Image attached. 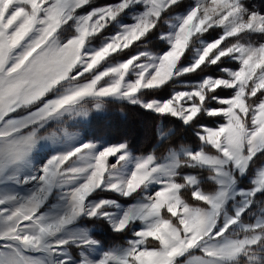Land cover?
Returning <instances> with one entry per match:
<instances>
[{
  "label": "snow or ice",
  "instance_id": "obj_1",
  "mask_svg": "<svg viewBox=\"0 0 264 264\" xmlns=\"http://www.w3.org/2000/svg\"><path fill=\"white\" fill-rule=\"evenodd\" d=\"M117 103L160 120L164 154L68 131ZM258 160L249 0H0V264H264Z\"/></svg>",
  "mask_w": 264,
  "mask_h": 264
},
{
  "label": "trees",
  "instance_id": "obj_2",
  "mask_svg": "<svg viewBox=\"0 0 264 264\" xmlns=\"http://www.w3.org/2000/svg\"><path fill=\"white\" fill-rule=\"evenodd\" d=\"M115 105H119V106H115ZM117 111L121 112L122 114L117 113ZM108 112L109 113L106 118V121L111 117H114V120L112 121L111 124L106 123L108 127L110 126L109 128H107L106 131L113 133V135L115 136L114 139H109L108 135L105 134L104 136L107 137L109 140L112 141L127 140L131 148L139 153L147 152V150H149L151 147L155 148L156 151H158V153L160 154L166 151L167 147L169 146L168 143H165L160 147L157 146L154 147L155 146L154 144L156 142L154 129L160 123V120L157 117L141 109L135 108L133 106H126L121 104H114L111 108L108 109ZM141 124L145 127V132L144 135L141 137V139L137 140L134 138V134L138 133ZM91 125L92 124L88 125V128L90 130H92L90 128ZM123 126H126L128 130L120 132ZM168 127L175 128V125L169 124ZM95 130L96 129L94 128V132L96 133ZM173 140L177 141L178 144L183 143V144L192 145L195 143V138L189 133H184L182 130L179 133H177L176 136L173 137ZM99 229L100 232L98 234L103 238L105 243L110 244V242H113V240H110L109 242V238L107 237V234L109 233L108 230H106L103 227H100ZM110 234L116 237L115 234L112 233Z\"/></svg>",
  "mask_w": 264,
  "mask_h": 264
},
{
  "label": "rangeland",
  "instance_id": "obj_3",
  "mask_svg": "<svg viewBox=\"0 0 264 264\" xmlns=\"http://www.w3.org/2000/svg\"><path fill=\"white\" fill-rule=\"evenodd\" d=\"M97 3H103L104 0H96ZM250 3L254 4L255 7L257 9H260V10H264V0H249ZM162 30H166V29H162ZM150 48H153V44H150L149 45ZM155 50V49H154ZM231 66V65H230ZM194 75V74H193ZM118 104V103H117ZM114 104L112 105H109L106 107L105 110H103L102 112H93L86 121H82L78 124H73L72 122H69V126H68V131L70 133H73V134H79V135H84L85 134V130L87 131V133L90 135V136H94L96 138L99 139V141L101 142H118V141H112V140H109V139H114V135L113 133L111 132H107V128H109L106 123L108 124H111L112 121L114 120V117H111L110 119H108L106 121V118L108 116V109L111 108ZM115 106H119V105H115ZM117 113H120L122 114L121 112L117 111ZM89 124H92L91 125V129L90 130L88 128V125ZM123 125V124H122ZM94 128L96 129V133L94 132ZM122 130H120V132H123V131H127L128 128L126 126H123L121 128ZM144 132H145V127L141 124V127L139 128V131L137 134H134V138L137 139V140H140L141 137L144 135ZM107 134L108 135V138L105 137L104 135ZM111 134V136H110ZM157 146V145H156ZM154 146V147H156ZM153 147H151L149 150L147 151H153ZM134 151V150H133ZM134 154L135 155H144L145 152L143 153H139V152H136L134 151ZM156 154H160L158 153V151H156ZM41 159L43 158V156L40 157ZM261 163H264V160H258L257 161V164H261ZM90 227V226H89ZM105 247H109V246H105Z\"/></svg>",
  "mask_w": 264,
  "mask_h": 264
},
{
  "label": "crops",
  "instance_id": "obj_4",
  "mask_svg": "<svg viewBox=\"0 0 264 264\" xmlns=\"http://www.w3.org/2000/svg\"><path fill=\"white\" fill-rule=\"evenodd\" d=\"M160 124V123H159ZM158 124V125H159ZM155 146L157 145V142H155V144H154ZM187 145H191V144H187ZM150 152H152V151H147V152H145V154H147V153H150ZM166 152V151H165ZM164 152V153H165ZM164 153H162V154H164ZM162 154H156V155H158V156H160V155H162ZM91 227V226H90ZM100 226H97L96 228H95V231L97 232V233H99L100 232ZM111 232L109 231V233L107 234V237L109 238V242H110V240H113V242H110V244H107V243H105V246H117V245H121V244H123L124 243V240L123 239H118V238H116V237H114L113 235H111L110 234ZM112 234H114V233H112Z\"/></svg>",
  "mask_w": 264,
  "mask_h": 264
}]
</instances>
